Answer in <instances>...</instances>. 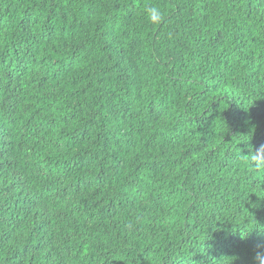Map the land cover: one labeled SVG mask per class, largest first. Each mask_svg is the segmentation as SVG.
<instances>
[{"label":"trees","instance_id":"obj_1","mask_svg":"<svg viewBox=\"0 0 264 264\" xmlns=\"http://www.w3.org/2000/svg\"><path fill=\"white\" fill-rule=\"evenodd\" d=\"M248 144L264 0H0V264H257Z\"/></svg>","mask_w":264,"mask_h":264},{"label":"clouds","instance_id":"obj_2","mask_svg":"<svg viewBox=\"0 0 264 264\" xmlns=\"http://www.w3.org/2000/svg\"><path fill=\"white\" fill-rule=\"evenodd\" d=\"M146 19L153 25H160L166 20V12L159 5H150L145 8ZM247 143L248 141H244ZM248 155H242L241 150L237 148L231 149L229 159L235 164H243L246 168L253 171L264 172V145L258 149H253L251 144H248ZM246 157V159H245ZM257 264H264V253L258 252L255 257Z\"/></svg>","mask_w":264,"mask_h":264}]
</instances>
